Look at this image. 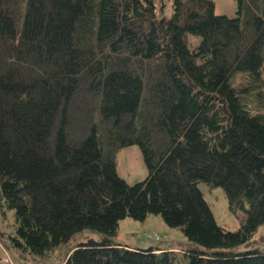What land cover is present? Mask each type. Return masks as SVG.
<instances>
[{"label": "trees", "instance_id": "16d2710c", "mask_svg": "<svg viewBox=\"0 0 264 264\" xmlns=\"http://www.w3.org/2000/svg\"><path fill=\"white\" fill-rule=\"evenodd\" d=\"M235 3L0 0L11 248L31 264H264V0ZM131 144L147 169L132 184L115 161ZM200 181L222 187L238 228L216 222ZM151 213L184 239L115 241L121 219ZM82 232L100 239L72 244Z\"/></svg>", "mask_w": 264, "mask_h": 264}, {"label": "rangeland", "instance_id": "374dc122", "mask_svg": "<svg viewBox=\"0 0 264 264\" xmlns=\"http://www.w3.org/2000/svg\"><path fill=\"white\" fill-rule=\"evenodd\" d=\"M215 13H225L233 15L236 12L235 0H213ZM116 171L128 183L132 184L142 180L146 174L147 169L143 161V156L140 147L137 144H131L121 148L115 159ZM204 198L209 203L215 220L219 225L228 229H236L239 226L238 216L228 207L225 193L221 186H210L205 181L198 182ZM6 216L3 217L0 213V229L8 234L15 230V218L12 209H5ZM264 226L259 227V231L263 230ZM157 232L162 237L158 243L160 245H169L172 240H183L184 233L179 226H169L160 214H148L143 220L132 217H125L119 221L115 241L127 244L130 246H137L140 248H147L154 239L150 234ZM3 233V234H4ZM5 236V234H4ZM100 239V234L96 232H82L78 233L70 242L75 244L78 241H86L89 238ZM156 242V240H155ZM6 243V242H5ZM7 246V245H6ZM68 247H59L52 259L54 261L62 262L65 259ZM248 248V245L241 244L235 250L240 251ZM13 249V248H12ZM14 262L13 264H31L30 256L21 254L18 250L12 251ZM57 264V263H56Z\"/></svg>", "mask_w": 264, "mask_h": 264}, {"label": "built area", "instance_id": "2783aa9c", "mask_svg": "<svg viewBox=\"0 0 264 264\" xmlns=\"http://www.w3.org/2000/svg\"><path fill=\"white\" fill-rule=\"evenodd\" d=\"M1 247H2V242H1V236H0V248ZM3 261L4 262L8 261V258H3V259L0 258V264H4Z\"/></svg>", "mask_w": 264, "mask_h": 264}, {"label": "bare ground", "instance_id": "6f19581e", "mask_svg": "<svg viewBox=\"0 0 264 264\" xmlns=\"http://www.w3.org/2000/svg\"><path fill=\"white\" fill-rule=\"evenodd\" d=\"M0 236H1V242H2L3 247L7 248L4 237L2 235Z\"/></svg>", "mask_w": 264, "mask_h": 264}]
</instances>
